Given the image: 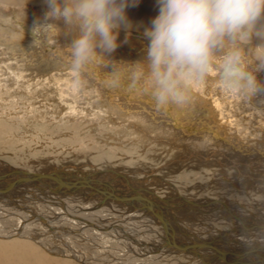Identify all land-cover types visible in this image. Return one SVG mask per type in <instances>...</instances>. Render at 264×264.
I'll return each mask as SVG.
<instances>
[{
	"label": "bare ground",
	"instance_id": "bare-ground-1",
	"mask_svg": "<svg viewBox=\"0 0 264 264\" xmlns=\"http://www.w3.org/2000/svg\"><path fill=\"white\" fill-rule=\"evenodd\" d=\"M85 1L86 4L91 5L89 9L85 6L86 4L82 5L80 0L76 1L74 10L75 6H71L70 0H42L41 9L46 11V17L44 14V17L38 19L39 22L35 24L22 19L25 25H18L22 28L27 27V32L31 29L36 33L33 34L37 39L27 36L29 33L22 36V32L13 26L16 21L11 18V14L6 13L5 17L0 18V55L5 59H13V61L14 59L17 61V57L22 59L25 56L28 63L44 62L51 67L56 65L59 66L58 74L61 72L64 75L74 70L75 73L77 72V77L81 76L82 82L89 81L92 85L99 87L101 91L99 96L102 99L105 97L104 101L106 100L110 105L107 112H115L114 115L123 118L128 115L133 116L135 113L140 115L141 111L153 123L147 124L149 130L155 129L154 125L160 127V123L166 126L172 125L178 131L177 136L184 139L178 147L175 146L179 150L187 151L183 144L191 138L190 140L197 145L203 141L209 143L211 146L208 148L206 146V151L213 149L215 153H219L216 155L222 158V161L234 163V160H238L243 163L252 161H245L250 156H256L257 161L264 164L260 161L264 160V157L260 158L264 156V101L260 102L261 107L259 108L258 103L254 106V102L249 100L251 94L257 95V88L261 99L264 98L263 89L259 90L261 87L264 88V82L258 85V80L253 76L254 73L263 74L264 63L257 64L256 61H260V58L257 60L255 57V60L252 56L253 52L245 50L248 46V48L256 49V52L264 57V46L262 45L264 41L261 44L260 39L262 38L255 35V33L258 34L259 29H262L261 26L258 27L256 21L257 18L264 20V0H233L235 8L239 11L234 10L239 12L244 20L243 22L240 19L234 21L231 18L235 15L232 17L228 12V17L233 21L231 23L234 25V22H240L241 29L247 24L251 29V35L247 36L250 41L245 43L243 41L241 49H238V42L234 43V46L229 43V47L217 45L220 43L216 40L224 38L226 34L233 39L234 31L230 29L226 31V29L225 32L219 33L223 21L226 23L222 20L223 15L217 19V23H210L212 18L219 16L216 14L218 5L216 0H165L162 11L169 7L170 9L166 11L168 14L177 16L186 7L192 10L190 17H181L188 21V25L186 24L182 29L178 23L170 25L164 18L158 20L163 17L162 11L157 13L159 16L155 14L157 21L153 22L155 19H151L152 13L156 12H153L151 7L149 8V2L145 0H138L140 4H137V0H124L121 6L125 17L129 15L132 19H122L123 21L120 22L118 21L120 11H117L120 7L115 4H120V0H110L115 4L110 2L112 3L111 8H115H113L115 10L113 13L116 14H113V17L111 15V19L109 6L106 10L103 7L105 4L100 0ZM167 1L170 5H166ZM6 2L7 0H0L2 9L7 5ZM16 5H20L17 8L25 10L29 4L20 2ZM234 5H229L227 10H232ZM93 7L96 8L93 9ZM251 7L255 8L258 17L250 16ZM144 11L150 21L147 23L157 29L154 33L153 29H151L153 31L148 30L153 34L129 29H145L146 23L142 21H146L142 16L145 14ZM195 11L202 12V15L200 13L203 16L202 20L192 19ZM180 19L178 18L179 21ZM176 22H178L177 19ZM116 24L126 29L113 26ZM199 31L219 35L217 37L205 35L204 37L205 33L200 34ZM186 33L190 35L189 38L196 36L192 46L179 45L180 36ZM160 38L161 40H158ZM38 39H41V42ZM34 44L42 47L49 46L51 51L45 48L43 51L40 47L42 51L36 52L35 50L26 54L29 51L26 52V48ZM176 45H179V48L183 47L187 51L186 55L190 52L194 53L195 58L200 57L204 60V57L210 56L211 59L206 62H201L199 59L191 63L186 62L187 60L182 56L173 53L177 49H175ZM61 51L65 53L62 57ZM2 57L0 59H3ZM36 58H39V61ZM219 58L222 61L225 60L228 70L235 69L243 76L251 77L250 80L248 78L249 81H244L250 85L249 99L245 97L247 87L241 80L232 81L224 78L219 81L215 77L223 70L219 67L214 68V62H219ZM24 61L26 60L23 59V63ZM17 63L20 64V62ZM231 65H234V68ZM11 66L14 67V64ZM18 76L20 77L19 74ZM203 76L208 78L214 76L216 79L214 81L208 78L205 80ZM252 80H256V83ZM67 81L69 85H72L69 79ZM77 82L79 83V80ZM43 89L45 90L44 87ZM48 91L49 93L45 91L47 96L49 94L53 96L52 93H55L49 88ZM238 94H243V97L249 101V105L254 106L252 109L255 110L252 115L258 120L251 122L255 124L251 131L253 134L256 133L255 137H259L254 139V144L262 146L263 149H256L255 145L252 146L254 142L252 133H249L248 137L244 136V131L241 132L240 128L233 126L234 121L231 115L221 106L222 103L231 102L241 106L240 101L244 102L245 99ZM241 111L246 112L245 109ZM132 122L134 121L127 123L130 127H136L137 125L135 126ZM172 133L175 132L172 131ZM172 135L169 134L170 139H173ZM250 151H256V155L253 152L250 154ZM259 154L261 156H258ZM176 155L178 157V153ZM213 161L207 160L206 162L212 163ZM106 176L94 174L93 176L60 178L53 173H46L35 177L0 161V239L7 241L15 237L33 238L45 250L71 257L82 264H154V260L167 256L176 258L177 262H180L179 257H184L187 259V264H264V210L259 216L250 210L253 207L245 204L246 201L210 197L192 198L181 195L179 189L166 181L160 172L148 178V182L151 179L154 181L155 187L153 188H148L145 184L140 187L141 184L138 185L135 178L121 171H115L111 176L112 179ZM165 185H170L169 189L172 192L166 193L164 197L159 196L156 192L158 187ZM88 188L91 189L86 190ZM243 192L248 199L253 198V194L250 196L247 190L243 189ZM29 202L35 203V207L29 206ZM259 205L264 208V203H259ZM214 223L225 224V226H216ZM11 245L0 244V260L4 262L1 264L12 263L11 260L18 257H14L13 250L9 249L6 253ZM94 249L101 252L96 253L100 260L99 263L87 261L86 257L97 261V258L93 257ZM26 250L30 253L28 257L35 259L34 263L46 261L45 258L39 257L34 249L29 247ZM55 263L60 264L61 262ZM17 264H25V262L19 260ZM180 264L186 263L180 262Z\"/></svg>",
	"mask_w": 264,
	"mask_h": 264
},
{
	"label": "rangeland",
	"instance_id": "rangeland-1",
	"mask_svg": "<svg viewBox=\"0 0 264 264\" xmlns=\"http://www.w3.org/2000/svg\"><path fill=\"white\" fill-rule=\"evenodd\" d=\"M70 1H71V6L72 7L75 6L73 7L75 10L76 8L75 4H77V2L80 0H76L77 2L75 0H70ZM100 1L106 5L105 6L103 4L104 5L103 7L106 8V10L108 9V6L111 8L110 4L113 3L110 0H100ZM145 1L146 2L148 1L149 3L148 2L147 3L149 4V8L151 7V10L153 12L154 11L156 12V13H152V17L151 15H149L152 20L155 19L153 22H156L157 19H156L155 14L158 15L157 13L162 11V8L166 1L165 0H145ZM232 1L231 0H216L215 2L218 3L216 7L217 8L216 14H219V16L217 18H212L210 23L211 24L214 22L217 23V19H219L223 15L222 20H225L226 23L223 21L220 27L222 29H220L219 33L222 31L225 32L226 29H227L226 31H228L229 29L233 30L234 31L233 36H232L233 39L230 38L226 34L224 38H219L216 40L218 43H220L217 45H219L220 47L221 46L229 47V45L234 46V43L238 42L237 43L239 45L238 49H241V47H243V41L244 43L250 41L248 37L251 35V31H250L251 29H249L247 24H245V28L242 27L241 29L240 22L239 23L234 22V25L232 24L233 21L230 20V18L228 17L229 13H230V16L232 15V17L235 15L234 18H231V19H234V21L235 19H240L242 22L244 20V17H242V15L239 12H236L234 10L236 9L235 8L236 6L234 5L235 2L234 1L232 2ZM20 2H25V4H29V5L25 8V10L19 9L17 8V6L19 7L20 5H16V3L20 4ZM41 3H42V0H16V2L14 0H7L6 4L7 5L9 4L10 6L5 5L3 9L2 7H0V18L5 17L6 13L11 14L12 16L11 18H13L16 21V23L13 26L22 32L21 34L22 36L27 35V33H29L27 36L34 37L37 39V37H35L34 35L36 33L31 31V29L27 32L28 30L27 27L22 28V27H19L18 25L19 24L25 25V23L22 22V19H27L30 22L35 24L36 22H39L37 21L38 19H40L41 17H44V14L46 17V11L41 9L42 8ZM81 3L82 5H85L86 1L81 0ZM123 3H124V0H120V4L115 3L117 6L120 7V10H117V11H120L119 15L117 14L118 19H120L118 20L119 22L123 21L122 19H127V18L130 20L132 19L131 16L129 15L125 17L123 8L121 6V4ZM88 4L89 3H87L85 6L88 7L89 9V6L91 7V5L90 4L88 5ZM98 4L100 3L98 2ZM115 4L113 3V5ZM137 4H140L138 0H137ZM166 5H170V3H168L167 1ZM229 5L230 6L234 5L232 10L230 9L227 10V8L230 7ZM222 6L224 7L222 8ZM94 8L96 7H93V9ZM113 8L110 9L111 10L110 19H111V15L113 17V14H115L113 13L115 11L114 10L115 8L114 9ZM156 9L158 11H156ZM169 9L170 8L167 7L165 10H163L161 13L163 17L158 18V20L159 19L162 20V18H164L165 21L169 23L170 25L178 23L181 29L184 28L186 24L188 25L187 23L188 21H186L183 18L190 17V12L192 11L190 7H186V9L183 10V12L177 16L175 14H168V12L166 13V11ZM236 10L239 11L238 9ZM251 10L250 11L252 13L254 11L256 14L253 13L252 15L251 13L250 16L258 17V14L255 8L251 7ZM144 12L145 14H143L142 16L144 19H146V21L144 20L142 21L143 23H146L145 29L144 28L143 29L129 28V29L135 30L137 32L139 31L140 33L143 31L145 33L153 34L157 29H154L153 26L147 23L150 21L146 17V11ZM200 13L202 15V12L195 11L194 12L195 16L192 19L202 20L203 16H201ZM80 14L83 15V13H80ZM178 18L179 19L181 18L180 21L178 20ZM176 19L178 22H176ZM257 19L258 20L256 21V23L258 22L257 24L258 27L260 28L261 26L262 29L258 28L259 32H257L258 34L255 33V35L257 37L262 38L260 39V43H261L262 41H264V36H263L264 20L263 18H257ZM183 20H185L186 23ZM181 21H183V23ZM105 22L106 21H104V23ZM227 22H229L230 24ZM106 24H108V22ZM113 26L119 27L121 29H126V28H123L119 24H116ZM146 26H148V28ZM158 28H160V26ZM151 29H153L154 31ZM148 30L153 31V33ZM198 33L200 34L205 33L204 37H206L205 35H210L209 33L205 31H199ZM132 35H134V33H132ZM217 35L219 34H212L210 36L217 37ZM189 36L190 35H188L187 33L180 36L179 45L180 46L183 45V47H185L186 45L192 46L194 44V39L196 40V36L191 37V38H189ZM228 37L229 39L227 40ZM158 40H161V38ZM38 41L41 42V39H38ZM35 45L36 44L30 47H27L26 52L28 50L29 51L26 54L32 51H35V50L36 52L42 51V48H43V51H45V49L47 51H51L49 46L42 47L39 45H36V46ZM179 45H176L177 47H175V49L177 48L176 51L178 49L180 51L178 50L177 52L175 51L173 53L175 55L182 56L183 59L187 60L186 62L191 63L192 61L197 60V59H199L201 62H206V61H209V59H211L210 56L204 57V60L200 57L195 58L194 53H190V52H188V55H186L187 51L184 50L183 47L179 48ZM262 45L264 46V44ZM28 48H30L31 50ZM245 48L244 49L246 51L253 52L252 56L254 59L255 57L257 60L260 58V61L259 60L256 61L257 64H260L261 62L264 63V57L260 55L259 53H257L256 49H251L250 47L249 49L248 46ZM61 54H62L61 55L62 57L64 56L65 53L61 51ZM0 57L2 56L0 55ZM8 59H5V58L0 59V66H1L0 67V161L1 162L4 161L8 163L10 166L16 167L17 169H21L35 177L40 176L42 174H46V173L48 174L53 173L60 178H66L68 176H80V175L81 176L82 175L93 176L95 174V175H104V176L108 175L106 177H108L109 179H112L111 176L114 175L115 171H121V172H124L127 176H132V178H135L134 180L138 183V185L141 184L140 187H143V184H145L147 185L148 188L155 187L153 184L154 181L151 179L150 182H148L149 181L148 178L150 179L152 174L156 175V174H159L160 172V175H162L166 181L171 182L172 185H175V187L179 189L181 195L192 197V198L210 197V198L221 199V200L233 199V200H238L241 202L246 201L245 204L251 205L253 207V208L251 207L252 209L250 210L252 212H255L258 215L262 213V210H264V208L259 205V203H264V164L257 161V159L255 158L256 156H250L249 158L245 159V161L247 160H252V161H247L243 163L238 160H234V163L233 162L230 163V161L228 162L225 160L222 161V158L216 155L219 153H215L213 149L212 150L207 149L206 151L205 149L206 146L207 148L208 146L209 147L211 146L209 143L203 141V143L199 142L200 144L197 145V143H193L192 140H190L191 138L187 141V143L183 144V146H186L187 151L179 150V148H176L175 146L178 147L179 143L181 144L182 142L181 140H184V139H180L177 136L178 131L172 125L166 126V124L160 123L159 124L160 127H157L156 125H154L155 129L149 130L148 126L152 123V121L148 119L147 115L141 112L140 110H139L141 113L140 115H137L135 113V115L133 116L128 115V117H123V118L122 116L119 117V116L114 115L115 112L114 113H111L109 111L107 112V110L109 109L108 106L110 105L106 100L104 101L105 97L102 99L101 96H99L100 95L99 92L101 93L99 87L92 85L89 81L82 82L81 76L77 77L76 76L77 72L75 73L74 70H71L72 72L70 73L67 72L64 75L61 74V72H59V74H61L59 76L58 74L59 66L55 65L53 66L54 67L53 68L50 65L45 64L44 62L40 64H34L33 62L28 63L27 62L28 59H26L25 56H23L22 59L20 57H17L16 58L17 61H15V59L14 61L13 59H9V61L11 60L13 62L14 64V67H13L11 66L13 65L11 61H10L11 64L9 63L10 65L9 64L6 65L9 62L7 61ZM23 59L26 60L24 61V63H23ZM36 59H38L39 61V58H36ZM14 62H16V64ZM17 62H20V64ZM26 62L28 63V66L26 65L27 64ZM214 63L216 64V65L214 64L215 66L214 68L219 67L221 70L223 69L222 72H219L218 76H215V77H217L219 81L220 79L224 80V78L226 79L229 78L232 81L241 80V82H243L247 87L245 97L248 98V95L250 94L251 89L249 88L250 85L248 83H245L244 81H249L251 77L246 76L247 77L246 78L245 76H243V74H241L235 69L228 70V68H226L228 66L225 64V60L222 61L221 58H219V62L215 61ZM41 64L43 65L40 66ZM43 66H45L46 68ZM16 67L18 68L16 69ZM231 67L234 68V65H231ZM14 68H15V71H14ZM20 69H22L23 71H21ZM30 69L32 70L30 71ZM17 70H20V71L18 72ZM18 74L20 75V77L18 76ZM62 76L64 79L61 78ZM253 76L258 80V85H261L262 82H264V72L263 74L254 73ZM75 77L79 80V83L77 82L78 80L77 81L75 80L76 79ZM211 77L208 78L207 76L206 77L203 76L205 80H207V78L212 81L216 79L214 78V76H211ZM15 78L18 80V82L17 80H15ZM68 79H69L70 84L73 85V87L72 85H69L67 81ZM65 82L68 83L67 84L68 86L66 85ZM253 82L256 83V80ZM53 84L55 85L56 89ZM96 84L99 85L98 83ZM43 87L45 88V90L43 89ZM48 88L49 90L55 91V93H52L53 96H50V94L47 96L46 92L49 93ZM38 89L43 90V91L40 92V90L38 91ZM262 89L264 92L263 87H261L259 90H262ZM71 92H73V94ZM256 94L257 95H255V93L251 94L250 95L251 99L249 98L248 99L250 100V102L252 101L254 102V103L252 102L254 106L255 104L258 103L259 105L258 104L257 105L260 108L261 107L260 102L264 101V98L261 99V96L259 95V92H258V88L256 90ZM217 96H220V95H217ZM238 96L243 97V94H238ZM245 97H243L245 99L244 101L245 103L243 101H240L241 106H239L238 104L232 103V102L229 104L222 103L221 106H223V109L227 110L226 112L229 113V115H231V119L232 121H234L232 122L233 126L236 128L238 127V129L240 128L239 130L241 132L244 131V136L248 137L249 133L250 134L252 133L251 136L253 137V141H254L252 146H254L255 145L254 139L259 138V137H255L256 133L253 134V131H251L253 130L254 128L253 126L255 125L251 122H254L253 120H258V119L255 118L254 115H252V113H254V110H255V109H252L254 108V106L249 105V101H247ZM47 99H50V100H47ZM46 101L48 102L46 103ZM45 103L47 105H45ZM244 109L246 112L241 111ZM229 110L231 111V113ZM260 113H262V111ZM237 114H240V115H237ZM128 121L130 122L134 121L132 123L135 124V126L136 125L137 126L130 127L127 123ZM147 124L149 125L147 126ZM167 127H168V130H167ZM171 130L175 133H172ZM169 134L171 135L173 134L172 135L173 139L169 138L170 137ZM249 144L251 145L252 142ZM258 146L259 145L256 144L255 148L263 149L262 146H259V147ZM252 152L255 154L256 151H250L249 153L252 154ZM177 153H178V157L176 155ZM203 155H205L206 157ZM210 155H212V157ZM258 156H261V155L259 154ZM263 157L264 156H261L260 158H263ZM207 160L208 161L214 160V161L210 163V162H206ZM218 161H221V162H218ZM260 161L264 162V160H260ZM147 166L149 167L147 168ZM171 167L172 169H170ZM151 170H154V171H151ZM170 171H173V172H170ZM148 183L150 184L148 185ZM169 186L170 185H165L164 187L166 189L163 186L158 187V190L156 191L157 194L159 196L164 197L166 193H171L172 191L171 189H169ZM90 189L91 188H88L86 190H90ZM243 189L247 190L250 196L253 194L252 196L253 198L248 199L246 195L244 194V192L242 193ZM258 190L259 192H257ZM29 203H28L29 206L35 207V203L33 202H29ZM208 224H212V223H208ZM214 224L220 227L225 226V224H221V223L219 224L214 223ZM197 227L200 228V226L198 225ZM223 228H227V227H223ZM137 238L138 237L135 235V239ZM0 241L2 242V243L0 242V244L2 245L12 244L10 247L7 248L6 253H8L10 249L14 251L12 252V254L15 253L14 257L16 256L19 257V258L16 257L12 259L11 261L13 262L12 263L9 262V264H17L19 260L24 261L25 264H32V263L33 264H56L55 262H58V263L61 262L60 264H82L78 260L73 259L71 257H66L62 254L58 255V254H55L54 252L45 250V248L41 246L38 242H36L33 238L25 239L24 237H21V238L15 237V238L7 239V241L0 239ZM22 244L23 246L25 245V247H23ZM29 247L31 249H34L36 253L39 255V257L45 258L46 261L42 263H40L41 261L39 263L37 262L34 263L35 259L33 260V257L32 258L28 257L29 256L28 254L30 253L26 250V248H29ZM93 251L95 252L93 254V257H96V258L98 256L96 255V253H101L97 249L96 250L94 249ZM86 258L88 259L86 260L91 263L100 262L98 258H97V261L94 258L93 260L90 257H86ZM186 260L187 259L184 257L178 258V261L182 263L185 262L187 264ZM4 261L5 263L7 262L6 258ZM154 261H155L154 264H180V262H177L176 258H173L171 256L161 258L160 260L156 259ZM1 263H4V262L0 260V264Z\"/></svg>",
	"mask_w": 264,
	"mask_h": 264
}]
</instances>
